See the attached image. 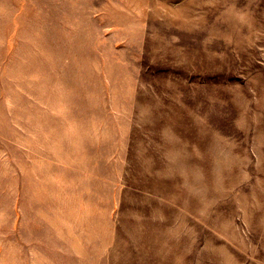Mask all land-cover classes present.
I'll list each match as a JSON object with an SVG mask.
<instances>
[{"label":"rangeland","instance_id":"374dc122","mask_svg":"<svg viewBox=\"0 0 264 264\" xmlns=\"http://www.w3.org/2000/svg\"><path fill=\"white\" fill-rule=\"evenodd\" d=\"M0 264H264V0H0Z\"/></svg>","mask_w":264,"mask_h":264}]
</instances>
